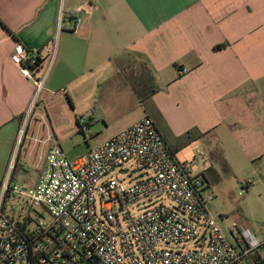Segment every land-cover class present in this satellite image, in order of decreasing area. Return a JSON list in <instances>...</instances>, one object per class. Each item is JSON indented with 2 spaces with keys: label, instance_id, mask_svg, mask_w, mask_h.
I'll use <instances>...</instances> for the list:
<instances>
[{
  "label": "crops",
  "instance_id": "crops-1",
  "mask_svg": "<svg viewBox=\"0 0 264 264\" xmlns=\"http://www.w3.org/2000/svg\"><path fill=\"white\" fill-rule=\"evenodd\" d=\"M78 8L82 25L72 30L67 17ZM61 14L67 17L59 24ZM18 45L39 59L31 69L42 82L39 92L11 62ZM218 45L226 47L215 50ZM263 93L264 0H0V182L10 164L14 182L27 169V138L47 145L44 154L52 146V136L39 140L26 131L17 146L21 120L37 96L45 95V116L54 99H67L73 129L79 116L100 135L116 125L86 139L85 156L149 117L174 153L201 143L214 159L224 123L235 136L237 125L246 129L238 143L247 150L249 134L261 125ZM190 130L203 137L185 139Z\"/></svg>",
  "mask_w": 264,
  "mask_h": 264
},
{
  "label": "built area",
  "instance_id": "built-area-1",
  "mask_svg": "<svg viewBox=\"0 0 264 264\" xmlns=\"http://www.w3.org/2000/svg\"><path fill=\"white\" fill-rule=\"evenodd\" d=\"M81 13L78 8L68 17L61 14L59 24L70 18L75 30L82 25ZM36 60L21 45L11 55L20 76L39 92L42 82L30 69ZM88 123L85 116L76 118L84 136ZM198 158L202 172L193 176L154 121L142 117L83 158L71 161L61 148L49 146L29 188L11 179L10 164L0 182V264H264V240L241 217L240 224L226 227L229 241L211 215L203 175L211 160L204 150ZM131 162L141 179L125 184L111 177L117 169L128 176L129 170L120 168ZM11 201L25 204V212L15 216ZM190 242L194 245L186 247Z\"/></svg>",
  "mask_w": 264,
  "mask_h": 264
},
{
  "label": "rangeland",
  "instance_id": "rangeland-1",
  "mask_svg": "<svg viewBox=\"0 0 264 264\" xmlns=\"http://www.w3.org/2000/svg\"><path fill=\"white\" fill-rule=\"evenodd\" d=\"M141 80L140 85L144 86L141 82L144 83L146 79L144 78V81ZM45 103V95L42 97L37 96L33 100L26 118L24 117L21 120L23 124L21 128L24 132H27V136H33L39 140L52 136L53 141L51 145L61 148L66 157L71 161L85 157L86 149L88 148L86 139H98L103 134L107 135L116 127L115 124H110L109 128L105 132L103 131L102 135L97 130H89L88 136H84L78 132V128L73 129L70 126L73 116L71 104L67 99H54L46 107L48 113L46 116L44 111ZM33 109L35 110L31 115ZM259 116L261 125L254 128L252 130L253 133L249 134V139L246 140V151L238 143L239 139L244 138L247 134L246 131H243L246 129L240 128L237 125L239 129L236 130V136L229 129L227 125L229 122L224 123L218 129L219 152L217 153H219V156L217 157L216 155V158L210 159L212 167L203 173L207 184L204 196L209 199V211L217 220V223L225 232L229 241H233V239L226 230V227L233 222L240 224L241 220L239 217L247 223L258 238L264 240V93L263 102H261L259 107ZM49 121L55 124L54 131L49 130ZM103 124L101 121L99 127H102ZM254 133L259 135V142H255ZM18 135L17 146H19L23 137V134L20 136L19 133ZM23 146L27 153H30L29 162L24 172L16 174L15 183L22 188H29L31 181L37 175L41 159L44 156V149L47 148V145L44 148V145L41 143L33 142L27 138ZM202 148L203 145L201 143H190L175 152L176 159L181 164L188 165L189 172L193 176L202 172L200 166L202 159H196L197 153L200 150H204ZM25 150H22L21 153L23 154ZM17 152L18 150L14 151V155ZM120 169L129 170L128 176H122L120 170L117 169L111 173L113 179L129 184L142 178V172L137 170L132 162L124 164ZM162 203L173 205L168 199L162 200ZM10 205L15 211V216H18V213L22 212V210L25 212L26 205L20 201H11ZM35 209L38 212H42L44 220H49V215L42 211L41 208ZM193 245L194 243L190 242L186 247L190 248Z\"/></svg>",
  "mask_w": 264,
  "mask_h": 264
},
{
  "label": "trees",
  "instance_id": "trees-1",
  "mask_svg": "<svg viewBox=\"0 0 264 264\" xmlns=\"http://www.w3.org/2000/svg\"><path fill=\"white\" fill-rule=\"evenodd\" d=\"M225 47L226 45H218V46H215L214 49L219 51V50L224 49ZM38 65H39V59L37 58L36 62L32 66H30V69H35ZM78 132L80 131L78 130ZM201 137H203V134L197 132L196 130H190L184 135V138L187 140L197 139V138L199 139Z\"/></svg>",
  "mask_w": 264,
  "mask_h": 264
}]
</instances>
